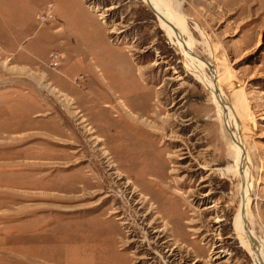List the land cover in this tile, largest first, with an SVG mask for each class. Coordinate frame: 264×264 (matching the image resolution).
Returning <instances> with one entry per match:
<instances>
[{"label":"rangeland","instance_id":"1","mask_svg":"<svg viewBox=\"0 0 264 264\" xmlns=\"http://www.w3.org/2000/svg\"><path fill=\"white\" fill-rule=\"evenodd\" d=\"M180 1L192 53L246 98L264 247V0ZM180 53L144 0H0V264H256L228 134Z\"/></svg>","mask_w":264,"mask_h":264},{"label":"bare ground","instance_id":"2","mask_svg":"<svg viewBox=\"0 0 264 264\" xmlns=\"http://www.w3.org/2000/svg\"><path fill=\"white\" fill-rule=\"evenodd\" d=\"M146 2L148 4L151 2L153 6L156 7V9L161 13L162 25L169 35V39H171L172 44H175V47L181 52L180 54H182L181 56L183 57L188 70L190 72L192 71L195 76L202 79L204 81L203 84L208 86L213 95L214 103L218 108L219 117L222 121V127L229 137L228 143L230 145V155L233 158L232 163H229L223 170V174L237 177L240 180L239 189L241 202L238 213L235 217L236 230H238L236 234L242 245L248 250L249 253L252 254L255 263L264 264L263 244L257 241L251 235L249 230L250 225H245L244 215L242 213V208H246L245 216L249 221L250 213L248 208L253 187V169L246 138L248 136H252L253 133L246 128V123H244L243 119H240L241 110L245 106L246 98L242 91L235 90V93H237L235 96L241 100V103L237 102L235 105H232L226 96L230 90L225 91V87L223 85V81L226 79V77L229 78L230 76L229 72L226 73L227 76H224L223 73L225 72H222L219 69V63H216V60L207 61V63L205 62L206 60L202 61V59H198L199 57L192 53L195 38L192 32H190L188 18L182 12V1L174 0V4H169L167 3L168 1L166 2L165 0H147ZM196 27L204 34V31L199 23H196ZM186 39L187 44L185 43ZM204 43L208 47L209 52L214 55L215 50L211 42L207 40ZM217 86L220 88V90L216 89ZM231 87L232 90H234L233 86ZM240 139L243 141L242 147L239 143ZM243 158L244 160L242 164ZM243 177L245 181L244 193L241 192Z\"/></svg>","mask_w":264,"mask_h":264},{"label":"water","instance_id":"3","mask_svg":"<svg viewBox=\"0 0 264 264\" xmlns=\"http://www.w3.org/2000/svg\"><path fill=\"white\" fill-rule=\"evenodd\" d=\"M144 1H147V0H144ZM149 7L151 8V10L153 11V13L155 15L158 14V16L161 17V13L156 9V7L153 6V4L151 2H149ZM161 28H162V26H161ZM162 30H163V28H162ZM216 89L220 90V88L218 86L216 87ZM226 96L230 100V102L232 103V105H234V102H233L232 98L229 95H226ZM239 143H240V146L242 147V145H243L242 139L239 140ZM243 160H244V158L242 159V164H243ZM244 182L245 181H244V177H243V179H242V191H241L242 193H244ZM242 213L244 215L245 225L246 226H249L250 223H249L248 219L245 216V214H246V208H244V207L242 208Z\"/></svg>","mask_w":264,"mask_h":264},{"label":"built area","instance_id":"4","mask_svg":"<svg viewBox=\"0 0 264 264\" xmlns=\"http://www.w3.org/2000/svg\"><path fill=\"white\" fill-rule=\"evenodd\" d=\"M54 11H55V4L54 3H50L47 7V10L44 12V14H42L40 16V19L42 21H45L49 18H52L54 16Z\"/></svg>","mask_w":264,"mask_h":264}]
</instances>
